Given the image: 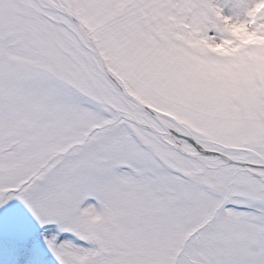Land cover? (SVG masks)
Returning <instances> with one entry per match:
<instances>
[{"label": "snow or ice", "instance_id": "6c2138e0", "mask_svg": "<svg viewBox=\"0 0 264 264\" xmlns=\"http://www.w3.org/2000/svg\"><path fill=\"white\" fill-rule=\"evenodd\" d=\"M0 264H264V0H0Z\"/></svg>", "mask_w": 264, "mask_h": 264}]
</instances>
